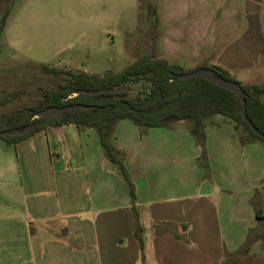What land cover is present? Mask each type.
Segmentation results:
<instances>
[{
  "label": "crops",
  "instance_id": "obj_1",
  "mask_svg": "<svg viewBox=\"0 0 264 264\" xmlns=\"http://www.w3.org/2000/svg\"><path fill=\"white\" fill-rule=\"evenodd\" d=\"M249 1L160 0L162 42L153 58L181 65L199 56L213 43L211 27L232 19L234 32ZM125 125L114 127L115 148ZM192 125L177 120L144 132L129 125L137 219L118 174L99 162L107 154L94 128L48 126L16 143L0 140V264H264L250 251L264 241L261 159L256 175H239L254 161L238 153L232 167L233 123L201 128L202 145ZM247 144L241 152L255 143Z\"/></svg>",
  "mask_w": 264,
  "mask_h": 264
},
{
  "label": "rangeland",
  "instance_id": "obj_2",
  "mask_svg": "<svg viewBox=\"0 0 264 264\" xmlns=\"http://www.w3.org/2000/svg\"><path fill=\"white\" fill-rule=\"evenodd\" d=\"M159 6L160 0H0V113L36 103L44 90L64 81L65 76L43 72L41 66L71 68L102 76L106 72H121L138 58L155 57L162 42ZM229 21L222 29L217 22L211 27L213 43L209 49L201 50L197 57L177 62L189 70L197 60L208 63V59H213L240 85L264 84V0L249 1L248 17L234 32L232 19ZM226 45L227 49L220 54ZM123 86L131 88V96L149 89L143 80ZM261 101L264 103V95ZM222 121L231 122L225 116L210 115L203 119L201 128ZM122 122L144 132L128 118L118 120L115 125ZM129 125L120 130V145L115 148L111 144V153L98 141L102 152L107 154L99 160L102 168L114 170L127 191L122 168L132 184L135 179L133 171H128L133 167L134 132ZM232 131L239 147L238 150L233 147L232 141V167L239 166V154H246L253 156L254 162L244 165L239 175H256L254 172L260 166L255 165V159H261L264 171V143L257 139L241 141L242 133ZM112 137H109L110 143ZM249 142L255 143L254 146L241 152ZM239 177L238 182L244 184L245 177ZM261 191L264 199V186ZM257 206L264 210L262 202ZM252 245L251 253L264 255V241L255 239ZM226 264H232V260Z\"/></svg>",
  "mask_w": 264,
  "mask_h": 264
},
{
  "label": "trees",
  "instance_id": "obj_3",
  "mask_svg": "<svg viewBox=\"0 0 264 264\" xmlns=\"http://www.w3.org/2000/svg\"><path fill=\"white\" fill-rule=\"evenodd\" d=\"M199 68H208L216 76L224 79L231 78L229 72L217 65L202 62L189 70L181 65L172 64L165 59L141 57L126 65L123 71L105 73L102 76L87 75L82 71L71 68L41 66L43 72L65 76L63 82L56 87L44 90L36 103L9 112L0 113V131L23 126L38 121V124L24 134L0 136L6 143L19 142L33 133L48 126L72 124L78 130L94 128L100 145L107 153L112 152L109 137L115 123L124 118L130 119L139 129L159 127L167 124L164 119L172 121L190 120L193 125L191 133L202 145V134L199 132L203 119L210 115H221L233 123L234 128L244 135L242 140H259L264 143V84L240 85L245 96V113L250 123L257 129L255 133L251 126L242 119L241 103L237 96L219 87L201 76L190 79H179L184 73ZM146 81L149 89L146 93L131 96L129 92L88 94L87 91L114 88L129 82ZM235 81V80H234ZM82 90L83 92L75 93ZM131 93V91H130ZM81 103L90 107L73 109L61 114L37 118L35 114L48 107H62ZM170 121V122H172ZM122 168V167H121ZM124 178L131 199V211L137 219L134 205V185L123 170ZM256 217L262 215L256 211ZM137 236V235H136ZM139 246L141 239L137 236Z\"/></svg>",
  "mask_w": 264,
  "mask_h": 264
},
{
  "label": "water",
  "instance_id": "obj_4",
  "mask_svg": "<svg viewBox=\"0 0 264 264\" xmlns=\"http://www.w3.org/2000/svg\"><path fill=\"white\" fill-rule=\"evenodd\" d=\"M196 76H201L204 79H206L207 81L225 88L231 92H233L237 98L239 99L240 103H241V108H242V119L243 121L250 125L252 130L255 133H258L257 129L250 123L249 118L247 117L246 113H245V96H244V92L242 90V88L240 87V85L234 81V80H230V79H224L222 77L216 76L215 72L211 69L208 68H199L197 70L188 72V73H184L182 75H180L178 78L179 79H190ZM131 91V88L128 86H119V87H114V88H103V89H97V90H91V91H87L88 94H99V93H118V92H129ZM83 92L82 90L80 91H76L75 93H80ZM90 106L86 105V104H81V103H75V104H70V105H65L62 107H48L42 110H39L36 114L35 117L37 118H44V117H48L51 115H56V114H61L73 109H84V108H88ZM172 118H167L164 119L165 122H170L172 121ZM38 121H35L33 123L27 124L25 126H23L22 128H12V129H6V130H2L0 131V136H13V135H19V134H24L27 133L28 131L32 130L37 124Z\"/></svg>",
  "mask_w": 264,
  "mask_h": 264
}]
</instances>
